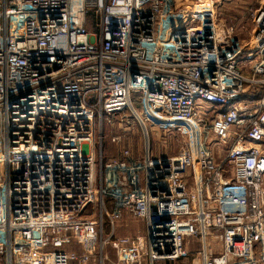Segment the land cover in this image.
<instances>
[{
    "label": "built area",
    "instance_id": "2783aa9c",
    "mask_svg": "<svg viewBox=\"0 0 264 264\" xmlns=\"http://www.w3.org/2000/svg\"><path fill=\"white\" fill-rule=\"evenodd\" d=\"M176 1L0 0V264H264V4Z\"/></svg>",
    "mask_w": 264,
    "mask_h": 264
},
{
    "label": "rangeland",
    "instance_id": "374dc122",
    "mask_svg": "<svg viewBox=\"0 0 264 264\" xmlns=\"http://www.w3.org/2000/svg\"><path fill=\"white\" fill-rule=\"evenodd\" d=\"M260 4H264V0H214L210 4H207L204 2V0H177L176 5L177 8L188 6L190 9L193 10H204L207 8H214L218 23L220 24V28H227L232 29L233 31V38H237L240 41H245L248 39L251 29H252V23H251V13L256 10ZM245 99H248V96L244 97ZM212 109L210 106H204L202 108V111L204 113H208ZM116 135H123L122 129L120 128L119 123H114L113 125H107L103 128V136L106 138L103 141V147L105 148L106 154H108V157H116L118 156V150L114 145H111L110 139L113 136ZM125 137L128 138L129 142L133 146L134 150H138L141 148L143 144V139L139 132L136 130H131L130 133L125 134ZM100 134L96 138V146L97 149L100 147L99 142ZM105 142V143H104ZM163 140H157V144H161ZM209 147L212 148L214 146V143H216V140L209 142ZM172 148V146H171ZM169 148V154H174L177 151V147H175L173 150ZM215 149V152L217 153V156L221 159L224 158L225 150L221 146L215 145L213 148ZM140 223V222H139ZM130 221L123 222L120 226V230L118 232L119 236H138L136 231L135 225H130ZM112 261L115 260V256H112ZM172 264H188L186 260H181L174 262Z\"/></svg>",
    "mask_w": 264,
    "mask_h": 264
},
{
    "label": "crops",
    "instance_id": "0c3cea01",
    "mask_svg": "<svg viewBox=\"0 0 264 264\" xmlns=\"http://www.w3.org/2000/svg\"><path fill=\"white\" fill-rule=\"evenodd\" d=\"M215 147V145L214 146H212V148L210 147V149H211V151H213V152H215V149H213ZM261 148L262 149H264V143L261 145ZM216 153V152H215ZM217 154V153H216ZM240 192H241V194H244V189H240ZM130 221V225H135V227H136V229L134 230V231H136V233L138 234V236H144L145 234H146V226H145V224H143V223H139V222H137V221H134V220H132L130 217H129V215L128 214H126L125 215V217H124V221L123 222H126V221ZM122 222V223H123ZM121 228H122V226H121ZM121 228H119V230L121 229ZM118 230V231H119ZM66 249L67 250H69V251H78L79 250V248H78V246L77 245H71V246H67L66 247ZM109 253H110V256H111V258H113L112 256L114 255V252H113V250L110 248L109 250ZM71 264H77V263H75V262H73V263H71ZM89 264H96V263H94V262H90ZM108 264H111V263H108Z\"/></svg>",
    "mask_w": 264,
    "mask_h": 264
}]
</instances>
